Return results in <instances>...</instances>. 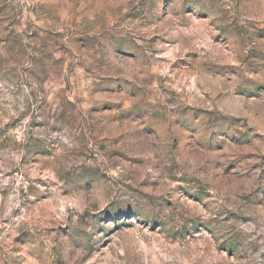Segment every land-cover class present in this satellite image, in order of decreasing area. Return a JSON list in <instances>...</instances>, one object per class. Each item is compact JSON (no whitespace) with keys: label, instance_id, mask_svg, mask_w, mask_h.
Here are the masks:
<instances>
[{"label":"rangeland","instance_id":"obj_1","mask_svg":"<svg viewBox=\"0 0 264 264\" xmlns=\"http://www.w3.org/2000/svg\"><path fill=\"white\" fill-rule=\"evenodd\" d=\"M0 264H264V0H0Z\"/></svg>","mask_w":264,"mask_h":264}]
</instances>
